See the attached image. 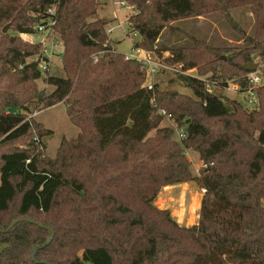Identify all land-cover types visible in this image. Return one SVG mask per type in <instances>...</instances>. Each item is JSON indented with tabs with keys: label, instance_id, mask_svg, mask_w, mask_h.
<instances>
[{
	"label": "trees",
	"instance_id": "trees-1",
	"mask_svg": "<svg viewBox=\"0 0 264 264\" xmlns=\"http://www.w3.org/2000/svg\"><path fill=\"white\" fill-rule=\"evenodd\" d=\"M122 2L133 7L134 49L184 72L205 70L216 89L237 76L247 86L251 73L240 66L259 64L258 106L247 112L181 74L194 97L148 88L142 65L109 40L99 0H0L3 32L14 23L19 34H37L56 8L65 75L45 73L54 90H40L42 46L0 33V264H264V0ZM241 8L237 21L232 13ZM215 14L239 45L215 47L175 26ZM165 31L191 45L160 49ZM58 104L80 132L53 158L44 143L52 132L28 113ZM166 116L183 131L180 142L161 127ZM189 150L203 162L197 177ZM191 182L205 191L199 221L180 225L155 202L164 188ZM16 220L26 221L10 228ZM39 224L55 234L33 258L51 236Z\"/></svg>",
	"mask_w": 264,
	"mask_h": 264
},
{
	"label": "rangeland",
	"instance_id": "rangeland-1",
	"mask_svg": "<svg viewBox=\"0 0 264 264\" xmlns=\"http://www.w3.org/2000/svg\"><path fill=\"white\" fill-rule=\"evenodd\" d=\"M99 12L98 17L105 19L106 21H114L112 24L108 25L106 28L109 30L113 28L112 34L108 35L110 41L119 43L117 45V50L126 55H129L134 49V43L139 40V38L134 36V34H129V24L127 17L133 13V10L127 8L130 7L128 3L126 7L121 6L122 0H99ZM106 4V5H105ZM247 9L241 8L233 11L232 15L237 20L242 15V20L244 21ZM250 12H247V15ZM25 16L35 18L33 13H26ZM251 16V15H250ZM221 14H215L211 17H205L200 19H191L175 23V26L186 30L191 35L207 41L209 44L215 47H225V46H237L239 45V38L235 31L227 24ZM225 22H224V21ZM251 23L245 20V28L249 33L253 32L255 21L251 16ZM8 27V34L10 38H19L24 42L29 44H36L43 37L34 34L25 35L19 34L15 30L14 23H8L5 25L4 29ZM0 33H4L3 30ZM114 40V41H113ZM63 42V41H62ZM160 49L172 48L176 46H190L191 43L185 35L173 34L169 31L163 32L160 42L157 44ZM64 53L63 43L59 44L58 48L55 49L54 55L51 57V70L48 74L54 77H64L62 56ZM169 53L164 55L168 56ZM158 58V57H156ZM32 58L29 60H35ZM159 59V58H158ZM162 61V59H160ZM260 67V66H259ZM259 70V69H258ZM189 76L193 78H199L207 80L210 78V73L205 74V70L193 69L187 72ZM47 75V74H46ZM45 74L41 80L38 81V87L40 90H45L47 93L53 92L54 88L48 86L45 82ZM243 76H237L225 84L227 87L225 89H215V93L226 97L229 101H237L241 104L243 110L251 112L254 108L249 103L247 86L242 85ZM151 84H156L160 90L164 92H176L182 95L194 97L193 92L182 83L180 79V74L175 71L168 69H161L156 77H154ZM31 118H34L39 122L43 129L47 132L51 131L48 136L44 138V143L47 146L46 154L49 157H55L58 148L63 140H73L77 138L80 130L71 122L65 104H58L49 109L36 110L35 105L31 106L30 112L28 113ZM161 127L170 128L175 131L173 136L175 141L180 142L181 138L179 136L178 127L174 120L168 116L163 120ZM154 132L151 133V136ZM189 160L192 162V172L194 176H198L200 171V166H203V162L199 160L198 154L192 152V150L187 152ZM205 191L200 188L197 182H191L188 184H179L174 187L164 188L162 193L159 195L155 204L161 209H170L172 211L173 218L180 223V225L193 226L198 224L199 213L201 209L202 200ZM58 215L54 218H50V221H56Z\"/></svg>",
	"mask_w": 264,
	"mask_h": 264
},
{
	"label": "built area",
	"instance_id": "built-area-1",
	"mask_svg": "<svg viewBox=\"0 0 264 264\" xmlns=\"http://www.w3.org/2000/svg\"><path fill=\"white\" fill-rule=\"evenodd\" d=\"M121 6L126 7L127 4L125 2L120 3ZM128 9H131L127 6ZM57 26V19H56V8L52 7L48 10V15L43 18V20L37 24L36 30L37 34L40 35V37H43L41 40H39L37 43L42 46V53L40 59V65L39 68L43 74L50 72L51 70V57L54 55V51L56 48H58L60 42L63 43L61 40L60 35L56 31ZM114 31L113 28H110L108 30V34H112ZM134 36H138V34H134ZM170 56V54L168 55ZM166 56V57H168ZM127 60H136L139 62L143 69L146 71L147 74V81L146 86L150 89L153 88L155 84H151L153 82L154 77L157 76L159 71L161 69H168L171 71H175L178 74L189 76L187 72H184L181 70L179 65L176 66H170L161 61L160 59L156 58L153 54L144 51L142 49L135 48L132 50V52L129 55H126ZM201 82H203L206 85L207 92L210 94L215 93V89L218 87V82H208L207 80L199 79ZM248 83H247V89L248 90V97H249V103L251 106L256 107L258 106V97L256 93V89L260 87L263 84V78L260 75L259 72L251 73L248 75ZM255 109V108H254ZM162 115H166L164 111H161ZM171 118V116H168ZM179 136L182 139L183 138V131L178 129Z\"/></svg>",
	"mask_w": 264,
	"mask_h": 264
},
{
	"label": "water",
	"instance_id": "water-1",
	"mask_svg": "<svg viewBox=\"0 0 264 264\" xmlns=\"http://www.w3.org/2000/svg\"><path fill=\"white\" fill-rule=\"evenodd\" d=\"M8 29H9V28L6 27V28L4 29V32L6 33V32L8 31ZM240 68L243 69V70H246V71H248V72H250V73H255V72H257L258 69H259V64H248V65L240 66ZM20 221H26V220H16V221H14V222L12 223V225H11L10 228H12V227L15 226L16 224H18ZM30 222H33V221H30ZM39 225H40V224H39ZM40 226L43 227V228H45V229L50 230V232H51V236H50V238L48 239V241H47L45 244H43V245H39V246H37V247L33 250V253H32L33 258H35L36 253L38 252L39 249H41V248H43V247H46V246L50 245V243H51V242L53 241V239H54V234H55V232H54L53 230H51V229H49L48 227L43 226V225H40Z\"/></svg>",
	"mask_w": 264,
	"mask_h": 264
},
{
	"label": "crops",
	"instance_id": "crops-1",
	"mask_svg": "<svg viewBox=\"0 0 264 264\" xmlns=\"http://www.w3.org/2000/svg\"><path fill=\"white\" fill-rule=\"evenodd\" d=\"M106 5V4H105ZM109 22V21H108ZM114 21H110V23L112 24ZM110 23H109V25H110ZM114 41V40H113ZM115 42V41H114ZM191 151V150H190ZM188 152V151H187ZM193 152V151H192ZM195 153V152H194ZM197 154V153H196ZM188 155V154H187ZM198 157H199V155H198ZM199 160H200V157H199ZM202 166H200L199 168H201ZM198 176H199V174H198ZM184 184H188V183H184ZM177 186V185H176ZM179 186V185H178ZM169 187H174V186H169ZM169 187H166V188H169ZM198 221H199V219H198ZM178 222V221H177ZM180 224V223H179ZM182 225V224H181Z\"/></svg>",
	"mask_w": 264,
	"mask_h": 264
}]
</instances>
